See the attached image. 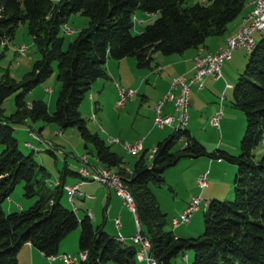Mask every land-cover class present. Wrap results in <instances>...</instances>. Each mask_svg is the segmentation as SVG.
I'll use <instances>...</instances> for the list:
<instances>
[{
  "label": "trees",
  "instance_id": "16d2710c",
  "mask_svg": "<svg viewBox=\"0 0 264 264\" xmlns=\"http://www.w3.org/2000/svg\"><path fill=\"white\" fill-rule=\"evenodd\" d=\"M186 0H0V48L6 49L22 24L41 55L33 70L19 81L7 73L0 77V264H20L18 253L31 244L47 256H56L60 244L71 231L79 229V253H86L80 264H136V246L118 243L115 236L85 215L77 219L72 208L60 202L61 189L67 175L75 173L67 165L59 174L62 185L51 188L46 173L36 178L39 166L33 153L21 150L14 124L29 121L54 123L61 132L77 129L85 149L93 145V154L102 166L114 169L133 194L136 216L144 238L152 245L150 253L157 264H175L193 250L192 264H264V156L253 159L254 150L264 140V37L249 52L244 72L236 78L231 106L244 114L246 129L239 142L241 153L231 156L227 150H206L202 142L185 127L176 128L167 139L156 144L151 159L142 155L133 168L124 166L123 158L111 150L97 132L86 127L79 108L89 94L93 82L107 78L106 60L133 57L137 68L152 67L153 57L179 55L193 48L204 47L207 39L224 36L228 27L244 11L247 0H208L182 6ZM138 10L159 14L151 25L132 35L133 16ZM74 14L88 18L86 29L79 31L66 49L61 28ZM6 56L0 52V61ZM58 65L61 88L52 113L43 100L27 97L39 84L50 79ZM15 110L4 114L7 98L14 94ZM180 148L178 149V146ZM54 154L53 151H50ZM237 165L234 201L211 199L205 209L203 234L198 238L181 239L165 226L168 219L161 212L149 185L166 183L165 171L180 160L203 157ZM76 174V173H75ZM24 183L23 194L37 198L29 210L8 213L3 204Z\"/></svg>",
  "mask_w": 264,
  "mask_h": 264
},
{
  "label": "rangeland",
  "instance_id": "374dc122",
  "mask_svg": "<svg viewBox=\"0 0 264 264\" xmlns=\"http://www.w3.org/2000/svg\"><path fill=\"white\" fill-rule=\"evenodd\" d=\"M200 1L201 0H189V1L186 0L184 2V4H182V6L190 7V5H193L196 2H199L201 4ZM55 2H58V0H55ZM247 2H248V0H247ZM158 15H159L158 13L149 15L148 13L143 12L142 10H138L136 15L133 16V19H132L134 26L132 29H130L131 34L135 35V36L138 35L139 32H141L143 30V28H145L147 25H151L153 23V21L158 17ZM239 17L240 16H238V18ZM140 18L142 19V22L137 21V19L140 20ZM87 23H88V18L83 17V15H81V14H74L71 18L68 19L67 23L62 26L61 32L59 34L60 37L62 36L63 38H65V43L63 44V50L66 49L67 45L70 42L71 43L74 42V39L77 36V34L79 33V31H82L83 29L87 28V26H88ZM253 37H254L253 38L254 41L256 42V41H259L262 36L260 34L256 33ZM35 44L36 43L34 42L32 36L29 34V27H27V24H22L19 27L17 33L15 34V38L13 39V41L9 42L7 48L5 49L4 46H2L0 48V52L5 51V54H6V56H4L0 61V77L3 74L8 72L10 77H13L19 81H21V80L23 81L25 74L32 71L33 67H34V63L36 62V60L41 58V55L38 52ZM223 46H224V44H223ZM222 47H220V49ZM22 48L25 49L26 54L21 53ZM200 49H201V47L198 48V52ZM220 49L218 51H220ZM201 50H203V49H201ZM211 53H214V52H211ZM215 53H217V52H215ZM196 55H197V53L195 54V56ZM236 55L241 60V62L243 63L242 68H241L242 73H243L245 66L249 60V52H246L245 50L243 52H241L239 50L236 52ZM195 56L193 57V59L195 58ZM129 58L135 60L133 57H129ZM194 61H195V59H194ZM52 65H53L54 70L52 71V75L50 76V79L47 80L46 82L42 83V84H39L37 86V88L33 89L27 97L29 104H31L32 100H38L39 99V100L45 101L46 104H48V106H49V112L50 113H52L54 111V109L56 108L55 100H56V97L58 96L60 88H61L60 81L57 78L58 65L56 62H53ZM106 67H107V63H106ZM152 67H153V65H152ZM160 67H158L157 69H160ZM135 70H137L135 73L130 74L132 76L130 77V82H129L130 84L128 85V88L134 90L135 94H133L131 99L128 100V103H129V101L132 102L133 99L135 100V102H133L132 104L130 103L127 108H124V107H126L128 105V103L124 107L118 106V101H117L118 100V97H117L118 92H117V88L115 87V83H117V82H115L114 86H113L111 81L105 80L103 78L101 80H99V83L104 82L105 84H107L105 89H101L100 85H99V88L97 87L98 81L94 82L91 85V88H90L91 90L89 91V94L84 97L83 101L81 102L82 103L81 107L79 108L80 115L86 120L85 121L86 127L90 131L97 132L98 135L100 136V138H102V139L104 138V136H107L106 140H108V138H113V139L118 138L120 140V142L117 144H114V142H111L108 140V142H109L108 144L112 145L111 150L113 152L122 153V155L126 158L124 160L127 161L128 163L134 162L136 158L134 157V155L129 156L130 153H128L126 151V149L123 147V144L127 143V142L125 140H123V137L120 135L121 131H124V133H126V134L131 133L130 137L135 138V137L139 136L138 133L142 129V127L139 125L144 124V126H145V124L148 121H149V124L153 130L159 131V129L161 128L159 126L154 125V119L157 116V113H155V107L159 105V103L162 100L163 95L160 98L161 100L156 105L150 99H149L150 101H145L144 98L142 97V95H146V92L143 93V92H139L138 90L134 89V86L136 85L135 81H139L140 76L142 75L141 74L142 68L137 69V66H136ZM236 78L237 77H233V79L231 78L229 80L228 79L222 80L220 83L221 87L218 89L219 95H217V97H219V96L221 98H222V96L224 98L226 97L225 101H227L228 106L230 104V98H231L230 94L232 93ZM153 83H154L153 81L148 80V82L145 81L143 83V85H144V87H147V89H149L148 87H151L154 90V87H153L154 84ZM225 84H226L227 88H225V86H224ZM231 85H233V86L231 87ZM118 86L123 87L120 84H118ZM128 88H125V89H128ZM115 89H116L117 94L115 93ZM17 95H18V93L14 94L11 98L6 99V101L3 104V106L5 108L4 114L11 116L12 113L15 110H17V105H15V97H17ZM98 95H99V98H98ZM94 100H96V101H94ZM93 108H96V110L94 111ZM149 108L151 109L152 113H154V114L148 112ZM171 110H173V107H171ZM233 110L236 111L238 114H237V116H234L233 119H230L226 125H224L223 121H219L220 124H219V127H217V125H214L210 122L211 117H209L210 126L207 127V131L205 132V135H204L205 138L201 135L203 137L204 142L209 147L207 149L204 146L206 150H209V151L215 150L217 147H215L214 144L219 143V141L224 140L225 136H230V138H232V139L236 138V140H238L240 138L239 142H241L242 137H244L243 134H244V131L246 129V122H245L244 117H243L244 114L242 113L241 110H239L235 107L233 108ZM173 112H175V111L173 110ZM172 115L178 116V112H175V114H172ZM214 115H217V113H215ZM221 118H222V116H221ZM221 118H220V120H221ZM14 127H15L17 138L19 140L21 150L24 152V154L28 155L30 153H33V156H35V158L37 160V164L39 166H44L46 169V171H43L42 169L39 168L38 175H36L37 180L41 179V176L43 173H46L47 182L51 186V188L62 185V182L59 181V179H57V177L59 176V174H61V171L64 169L63 168L64 163H66V162L69 163L68 168H70L72 171H76V172H78V170L80 168L79 166L81 164L85 165L86 167H89V169H92V166H95V165H100L102 168H108L107 166H105V167L102 166L99 162H97V164H95V165L90 164L89 160L94 159V155H95V154H93V147H92L93 145L92 144L89 145L88 150L85 149L86 143H85V141H83L81 139V137L79 135L80 133L77 129L68 128L64 132H61V130L58 128V126L56 124H54V123L49 124V123H45L44 121H38L37 123L33 122V121H29V123H26L25 125H23L21 123H16V124H14ZM175 128H177V125H176V127H173V128H169V127L167 128L166 127L165 129L168 133L171 134L175 130ZM204 130H205V128H204ZM209 143H213L212 147H210ZM118 144L120 145V147L125 152H123L119 149ZM130 144H132V143H130ZM130 144L127 143V145H130ZM202 144H203V142H202ZM177 146L179 149L180 145H177ZM3 150H5V146L0 145V154ZM50 151H53L54 154H52ZM229 153H231V152H229ZM240 153H241V148H239V152L234 153V154L231 153V156L239 155ZM253 155H254L253 159L256 161H258L262 156H264V141H263V143L261 142L260 145L254 150ZM85 156H87L88 159L83 163L82 160ZM135 156H137V155H135ZM207 160H208V158L206 159V162H207ZM212 160L216 161L215 159H212ZM224 162H226V161H224ZM226 163L231 165V167L233 166V168L235 169V173H234L235 175L233 176V180L231 181V187H232L233 193H231L228 198L223 199V200L233 202L234 201V194H235L234 193V187H233V181H235L236 172H237L238 167H237V165L234 166L229 162H226ZM191 164H193V163H191V161L183 159V160H180L178 163H176L175 166H173L169 170H167L168 172L166 171V177L168 179H170V177H171V179L174 180V182H175V183H173V187H169L170 182H168L167 180H166V183H164L160 187H155L152 184L149 185L150 189L154 192V195L156 196L155 197L156 201L160 204L161 212L166 213L168 222H167V225L165 226V228L166 229L168 228L167 229L168 231H169L170 227L172 228V225H171L172 219L175 216H179V214H181V213H178L177 215H174L173 209L176 207L178 202H181L182 199H184L185 195L187 193H189L185 188H186V186L189 185L188 184L189 180L186 179V176L188 177V174L193 169ZM234 169H233V171H234ZM127 171L129 173L130 169H128ZM114 173L116 175H119L116 172H114ZM69 178H72L71 174L67 175V177H66V179H69ZM80 180H81V177H80ZM85 183H87V182H85ZM97 183H100V182H97ZM24 186H25L24 183H21L18 185L14 194L11 195L12 197L4 202V204H3L4 208H7L8 204L12 200L14 201L13 205H21V204H23V202H25V204H28L30 200H33L32 201V205H33L36 201H39V197H37V198H29L28 197L27 198L23 194ZM64 186H66V184L62 185V187H61L62 191H63ZM199 192L202 194L201 197L205 194L201 191H199ZM199 192L197 193V195H200ZM204 192H206V194H207V192H209V191L207 190ZM63 193L66 194L64 191H63ZM67 195L68 194L63 196L62 201L64 204H66V200L68 199ZM223 200H220V201H223ZM200 201H201V199H200ZM32 205H30V206H32ZM208 205H209V203H208ZM66 206L73 208L70 204L66 205ZM29 207L28 208L26 207L25 209L29 210ZM205 207H206L205 209H207L208 206L205 205ZM204 212H205V210L203 211L202 209H200L197 213H195L193 215V217L190 218V221H188L189 223L186 222L183 225L179 224V226L180 225L183 226L180 228L185 229V226L190 224L192 221H194L197 224L199 222L200 231L198 232V234L195 237L193 236L191 238L196 239L201 234H203V232L205 230V228L203 226V221L205 218L203 215ZM8 213H11V212H8ZM135 214H136V212H135ZM138 221H139V218H138ZM139 223H140V221H139ZM168 225H170V227ZM136 228H137V226H136ZM139 229L141 230L140 224H139ZM77 233L80 236L79 229H75V230L71 231L69 236L67 238H64L63 241H65L66 244L68 245L70 243V241L72 242V238L75 235H77ZM76 238H77V236H76ZM76 238L73 240V246H76L77 251H75V252H76V255H78L77 252L79 251V246H78V238L77 239ZM130 238H132V237H130ZM185 254H186L185 255L186 258H182V256L177 257L175 259L176 260L175 264H192V261L194 260V257H195L193 250L189 249L186 251ZM76 255H74V256H76ZM189 258H190V260H189ZM45 260H47V258ZM136 260H137L136 264H145L142 261H139L137 259V257H136ZM42 262L43 261L38 260V264H40V263L42 264ZM47 262H48V260H47ZM44 264H47V263L44 262ZM48 264H51L50 261L48 262ZM109 264H116V263L110 262Z\"/></svg>",
  "mask_w": 264,
  "mask_h": 264
},
{
  "label": "crops",
  "instance_id": "0c3cea01",
  "mask_svg": "<svg viewBox=\"0 0 264 264\" xmlns=\"http://www.w3.org/2000/svg\"><path fill=\"white\" fill-rule=\"evenodd\" d=\"M189 1V0H187ZM207 0H201L200 2L204 3ZM254 0H248L246 3V8L244 11L241 13L240 17L236 18L232 24L229 25L227 33L224 36H219L217 38L211 37L206 40L204 47H201V49L206 51H211V52H217L220 47L223 46L224 40L226 37H229L231 34L236 33L237 29L242 26V22L247 16L248 12H250L254 5H253ZM138 22H142V19L140 18L137 19ZM244 51V50H243ZM241 51V52H243ZM236 52L232 53V60L230 63H225L222 68V75L218 79H215L213 76H208L203 80V85L204 89H200L198 85L193 84L191 87V92L189 95L190 98V105L188 107V111L190 113V118H188V129L190 130V133L193 137H197L201 142H203L204 146L208 149V145L203 140V137L205 135V132L207 131V127L210 126L209 124V117H212L215 113H218L221 110H223V116L220 121H223L224 125L227 124V122L230 119H233L234 116H237V112L233 110V106H231V101L232 97L230 94V104L229 106L227 105L226 97L223 100L219 96V88L220 83L222 80H229L233 79V77H239L240 73H242V65L243 63L241 60L237 57ZM198 53V48H193L191 50H187L184 53H181L179 55H168L166 57L156 54L154 55L153 58V67H147V68H142V75L140 76L139 81H135L136 85L134 86V89L138 90L139 92H146V95H142L145 101H152L155 105L158 104V102L161 100V96L167 94V92L170 91V84L173 79H177L179 75H185L189 79L192 78L194 74V65L195 61L193 57L195 54ZM235 54V55H234ZM107 63V78H103L105 80L111 81V83L114 86V83L117 82L124 88H128V85L130 84V75L131 73H135L137 70H135L137 63L135 60L127 57V58H122L120 60H111L110 58H107L106 60ZM161 66V67H160ZM160 67V69H157ZM138 69V68H137ZM101 80V79H100ZM148 80L153 81L154 83V90L151 87H144L143 83ZM98 81V82H97ZM97 87L99 88V85L101 89H105L107 84L104 82L99 83V80H97ZM94 83V82H93ZM225 88H227L226 84L224 85ZM233 85H231L232 87ZM230 87V88H231ZM115 93L116 89H115ZM115 94V95H116ZM137 94V93H136ZM99 98V95H98ZM134 98V97H133ZM150 99V100H149ZM96 101V100H94ZM135 102L133 99L132 102L129 101L128 105L124 108H127L129 104ZM172 105V104H171ZM171 105L168 104L166 106H163V112L165 114H175L173 110H171ZM95 111L96 108H93ZM149 113H152L151 109L149 108L148 110ZM154 114V113H152ZM121 116V115H120ZM134 125V124H133ZM142 127L141 131L138 133L139 136L135 138H131L130 134L124 133V131H121L120 135L123 137V140H125L127 143H134L136 141L142 142L141 146V153L137 156H134L137 160L142 155H146V159L148 160L149 155H150V150L154 149L156 147V144L158 142L164 140L165 138L169 136L170 133H168L165 129V127H161L159 131L153 130L152 127L149 124V121L145 124L139 125ZM168 128V127H167ZM173 128V127H169ZM205 128V130H204ZM136 132V131H135ZM133 133V132H132ZM137 133V132H136ZM203 137H202V136ZM225 135V134H224ZM107 136H104L102 139L103 141L106 140ZM202 137V138H201ZM205 138V137H204ZM138 139V140H137ZM239 141L238 140L230 138V136H225L224 140L219 141V143H215V147L217 149H225L231 153H237L239 152ZM210 147H212L213 143H209ZM119 149L123 152H125L120 145L118 144ZM116 153V152H115ZM117 154L121 155L123 158L124 166L127 167V169L133 168L134 162L128 163L124 159H126L122 153L117 152ZM129 156H133L130 155ZM205 156L197 158L196 160H191V159H184L191 161L192 165V170L188 174V177L186 176V179L189 180L188 186H186V190L189 192L185 195L184 199H182L181 202H178L176 207L173 209L174 215H177L178 213H181L188 205L190 198L197 197L199 196L201 198V207L199 208L202 209L203 211L205 210V201L210 203L211 199H219L223 200L229 197L232 191L231 187V181L233 180V176L235 175V169L233 166L227 164L226 162L216 161L212 159H208L206 162ZM97 157L94 155V159H90L89 162L92 165L97 164ZM69 167V163H64ZM234 169V171H233ZM168 172V171H167ZM203 172L208 173V187L205 189H200L197 186V179L199 175ZM76 173V174H75ZM75 173H71L72 178L69 179H64L65 184H78L80 183V178L77 175L78 172L75 171ZM70 175V174H69ZM185 176V175H184ZM165 179L170 182L169 187H173L174 180L168 179L166 177V171L164 173ZM59 177H57L58 179ZM196 189V190H195ZM196 192H195V191ZM209 191L204 192V191ZM205 193L201 197V193ZM80 195L74 196L73 200L70 202L68 199L66 200V204L63 203V196L66 195L63 193L62 199L60 202L63 204L64 207L66 208H71L67 207L66 205H71L73 210L75 211V214L77 216V219L81 220L85 215L89 216V219L92 220L93 226H98L101 225L103 227V230L107 233H109L112 236L118 237L119 235H123L125 238L124 243L132 245V243L129 241L130 237H133L134 234L136 233V225H135V217L132 216V214L129 212V208L127 205L124 204L123 200L120 199L117 195L116 192H114V189L108 186H103L101 183L93 182V183H84L82 186H80L79 190ZM199 192L200 195H197ZM197 195V196H196ZM32 201L30 200L28 204H23L21 205H13V200L8 204L7 208H4L8 212H13L15 213L16 211L19 210H27L25 209L26 207L28 208L30 205H32ZM75 207V208H74ZM198 210V211H199ZM173 215V216H174ZM120 220L119 227H116V221ZM171 221V220H170ZM189 223V222H188ZM187 223V224H188ZM170 224V223H169ZM170 227V225H168ZM180 227L183 226H178L175 228L169 229L170 232H174L176 237H179L181 239H186V238H191L195 237L198 232L200 231L199 228V222L198 224L192 221L190 224L185 226V229H182ZM168 229V228H167ZM79 238V234L75 235L72 238V242L67 245L65 241H61L60 244V251L58 252L59 254L65 253V254H72L76 255V246H73V240L76 238ZM76 238V239H77ZM78 253V252H77ZM188 257V256H187ZM47 256L45 254L43 255L42 252L36 247H33L31 244L27 245L25 244L22 247V250L20 253H18V261L20 264H38V260L43 261L42 264L47 263L50 261L49 258L45 260ZM186 258V257H185ZM32 260V261H31ZM190 260V258H189ZM188 260V261H189ZM51 263V261H50ZM41 264V263H40ZM52 264V263H51ZM57 264H65L63 260H58Z\"/></svg>",
  "mask_w": 264,
  "mask_h": 264
},
{
  "label": "built area",
  "instance_id": "2783aa9c",
  "mask_svg": "<svg viewBox=\"0 0 264 264\" xmlns=\"http://www.w3.org/2000/svg\"><path fill=\"white\" fill-rule=\"evenodd\" d=\"M253 9L248 12L247 16L242 22V26L237 29L236 33L231 34L229 37H226L224 40V46L217 51V53H211V51L204 52V50H199L195 56V65H194V75L192 78H188L185 75H180L177 79H173L170 86V91L166 95L162 96V100L158 106L155 107V113H157L156 118L154 119V125L159 127H176L185 128L188 126V118H190V113L188 107L190 105V92L193 84L199 86L200 89H204L203 80L208 76H213L215 79H218L222 75L221 68L225 63H230L232 60V53L235 51L250 52L256 47V42L254 41V35L256 33L264 37V0H254ZM71 32V31H70ZM69 32V33H70ZM22 54L25 53V49H21ZM117 88V97H118V106L124 107L128 103V100L131 99L135 91L128 88L118 86L115 83ZM224 98L222 97V100ZM168 104H172L173 110L178 112V116L172 115L170 113L165 114L162 107ZM221 116H223V110L220 109V112L217 115L211 117L210 122L219 127V121ZM176 129V128H175ZM109 141L117 144L120 140L108 138ZM264 141V140H263ZM262 141V143H263ZM142 142L137 141L134 144L127 145L123 144V147L131 155H138L141 153ZM156 150L153 149L150 151L149 159L154 157ZM88 159L85 156L82 160L84 163ZM78 176L81 177L80 183L70 185L67 184L63 187V191L68 194L69 201L71 202L73 197L80 195L79 192L80 186L85 182L93 183L100 182L103 186H108L114 189L116 195L123 200L124 204L129 207L130 213L135 217V224L137 226L136 233L134 237L129 238V241L133 246H136L135 256L139 261H143L145 264H157V260L154 256L151 255L150 250L152 245L148 239L144 238L142 231L139 229L138 217H136L135 210L136 205L134 204L133 194L128 190L127 184L121 179L119 175H116L114 169L111 168H102L100 165L92 166V169L81 164L79 166ZM208 174L203 172L198 177L197 185L200 189H206L208 187L209 178ZM200 197H191L187 207L179 214L172 219V227L175 228L179 224L183 225L186 222L190 221V218L193 217L195 213L198 212L201 207ZM205 205L208 206V202L205 201ZM75 208V207H74ZM120 220L116 221V227H119ZM118 243H124L125 238L123 235L115 237ZM49 259L53 264H57L58 260H63L65 264H80L83 260H86V253L82 252L78 255H68L65 253L57 254L56 256H49Z\"/></svg>",
  "mask_w": 264,
  "mask_h": 264
},
{
  "label": "bare ground",
  "instance_id": "6f19581e",
  "mask_svg": "<svg viewBox=\"0 0 264 264\" xmlns=\"http://www.w3.org/2000/svg\"><path fill=\"white\" fill-rule=\"evenodd\" d=\"M50 260V259H49ZM51 261V260H50ZM143 262V261H142ZM51 263H52V261H51ZM53 264V263H52Z\"/></svg>",
  "mask_w": 264,
  "mask_h": 264
}]
</instances>
